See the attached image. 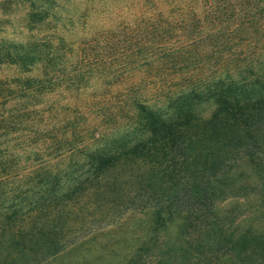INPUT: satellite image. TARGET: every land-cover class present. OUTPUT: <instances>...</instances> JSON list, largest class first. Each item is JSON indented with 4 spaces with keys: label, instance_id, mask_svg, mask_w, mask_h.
Instances as JSON below:
<instances>
[{
    "label": "trees",
    "instance_id": "16d2710c",
    "mask_svg": "<svg viewBox=\"0 0 264 264\" xmlns=\"http://www.w3.org/2000/svg\"><path fill=\"white\" fill-rule=\"evenodd\" d=\"M12 4L37 34L0 36V70L41 74L0 78V264H44L127 213L149 235L128 264H264V233L242 223L264 206V14L180 16V29L132 32L96 67L67 70L63 38L41 36L57 3L0 0V22ZM96 75L121 91L116 113L104 108L101 132L76 143L45 105ZM230 196L239 207L219 208Z\"/></svg>",
    "mask_w": 264,
    "mask_h": 264
},
{
    "label": "rangeland",
    "instance_id": "374dc122",
    "mask_svg": "<svg viewBox=\"0 0 264 264\" xmlns=\"http://www.w3.org/2000/svg\"><path fill=\"white\" fill-rule=\"evenodd\" d=\"M54 1L58 5L56 18L43 28L41 36H52L54 42H57V38H63L69 49L67 70L74 67L81 69L96 67L103 47H111L118 42L123 43L132 32L144 31L152 26L162 28L171 26L180 29V16L204 13L225 16L264 14V0H249L251 5L247 7L244 5L245 0ZM28 11L27 5L12 4L11 9L1 17L0 36L22 41L37 34V30L30 31L25 27L24 19ZM83 47L88 48V52L93 54L90 59L84 58L83 54L80 57V50ZM128 61L125 60L124 63ZM108 63L117 65L116 70L122 78L135 74L128 69V66L119 67L121 63L118 59L110 57ZM40 74L39 68L31 72H23L16 67L5 65L0 70V78L4 80L35 77ZM136 75L139 76L138 73ZM99 78L96 75L90 80V86L79 90L59 87L49 95L45 105L53 114L50 118L55 130L68 131L67 136L70 135L76 143L81 139L92 141L91 133L101 132L104 108H109L110 114L116 113L118 93L121 91L104 90L103 85L98 82ZM104 96L107 99H102ZM241 200L242 198L230 196L219 204V208L226 211L239 207L238 201ZM259 209L260 212L250 211L247 217H243L242 223L244 222L245 228L248 226L247 223L253 222V226L264 233V206ZM79 218L81 219L74 222L76 226H82V223L89 224L90 220H94L97 216L87 215L85 222L84 216ZM144 218L135 213H127L104 227L84 229L79 234L81 239L76 244L44 264H128L136 251L149 238L147 226L143 223ZM160 238L161 241L167 240L165 237L163 239L162 235ZM151 253L158 254L159 250L153 249Z\"/></svg>",
    "mask_w": 264,
    "mask_h": 264
}]
</instances>
